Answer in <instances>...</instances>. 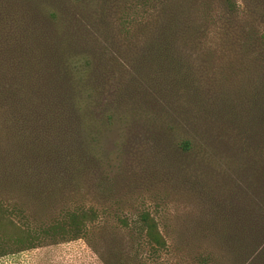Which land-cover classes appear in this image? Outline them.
<instances>
[{
    "label": "rangeland",
    "instance_id": "374dc122",
    "mask_svg": "<svg viewBox=\"0 0 264 264\" xmlns=\"http://www.w3.org/2000/svg\"><path fill=\"white\" fill-rule=\"evenodd\" d=\"M174 1L0 0V264H249L264 253V45L251 34L264 32V0H237L234 14L190 0L164 53L147 50ZM65 10L75 39L57 44L61 66L25 37L40 22L27 15ZM55 65L69 69L61 84H19ZM80 78L82 127L66 94ZM72 210L86 211L85 235L39 237ZM142 214L166 241L153 255Z\"/></svg>",
    "mask_w": 264,
    "mask_h": 264
},
{
    "label": "trees",
    "instance_id": "16d2710c",
    "mask_svg": "<svg viewBox=\"0 0 264 264\" xmlns=\"http://www.w3.org/2000/svg\"><path fill=\"white\" fill-rule=\"evenodd\" d=\"M49 1L50 3H53L56 0H49ZM62 1L63 0H60L61 5H62ZM84 1L85 0H82L81 3L83 4ZM158 1L162 2L164 0H158ZM189 3L190 0H176L172 3H168V5L164 8V11H166L168 15L166 19L163 17L164 21L160 23L152 39L153 44L150 45L147 48V50L150 51L154 50V53L157 54L164 53L165 48L166 47L168 48V45L171 42V37H172L171 35H173L174 26L175 25L177 26V24L180 23L181 17L184 14H188L187 9L188 7H190ZM224 6L228 12L233 14L237 13L239 10H242L237 0H224ZM251 12H252L251 9H249L248 7L246 14H250ZM68 16L69 15L67 14V10H65V12H62V17L61 14L57 15L56 11H49L47 14H45L43 11L42 12L39 11L38 13L27 15V19L29 20V23L31 22V20H33L31 17L33 18L36 17L40 21V22L37 21V23L35 21H32L35 24L33 27H29L28 29V35H26L25 37L27 44H29L30 47H37L38 49H43L42 51L48 52L47 55H51L52 51L55 53H59L57 59L61 62V66L63 65L64 62L62 57L63 55L66 54L67 51H63L61 53L62 50L61 46L57 44H60L61 42L66 40L68 44L73 45V39L70 40V36L73 37V34H72V27L68 24V18H67ZM60 20L61 22H59ZM251 34L258 41V43H260L261 41V43L264 45V32L257 35L255 34V32H251ZM30 47H26L28 49V53L30 54L32 59L33 58L35 59L36 55H40L39 51L41 50L38 51ZM81 50H82L81 53H84L83 46H81ZM85 64L86 65L90 64V56L88 54L87 57L85 58ZM55 66H56V70L52 68L50 74H46V72L44 71L42 76L39 77L37 81L35 79V76L32 75V73L34 74V72L25 74L23 75L24 79L19 84L22 87H26L27 84H30L31 86H35L37 84L40 85L39 82L41 83L43 82L47 85L49 84L51 87L57 84H61V79L64 80L65 78H67L69 74V69L68 71H66L67 70L66 69L65 70L66 73L61 75L58 73V69L61 67L57 65ZM82 83H83V78H80L79 80L71 79L69 80L67 85L68 86L67 89L69 90L68 92H66V94L69 97L73 98L76 102H77L76 98L81 97L82 96L81 93L84 92V89L86 90V86L83 87ZM9 105L13 108V102H10ZM11 107L9 108L11 109ZM87 117H88V113H86L83 106L80 105V102H77V108H75L72 111L71 120L73 122L75 121L78 122V126L82 127V124H84ZM69 118L70 116L65 117L64 120H68ZM62 125L63 124H61V126ZM182 145L184 149L186 150L190 149V143L188 140L183 141ZM87 219H88V215L86 211H78V210L69 211L65 214V216L62 219L57 220L55 223L51 224V226H46L42 228L43 231L42 230L40 231L41 234H39L40 235L39 237L41 236L42 238L47 237V239L48 240L50 239L51 241H60V240L64 241V240H70V239L82 237V235H85V233L87 232V223H86ZM139 229L144 233L145 243L149 247L150 253H152V255L166 246V241L162 237V235L158 232L156 228V223L147 214H142ZM237 235L240 236L242 234L238 233ZM248 236H250V240L249 237H247L246 245L243 248H247L251 246L252 242L256 240V238L253 235H248ZM39 237L38 240L41 239ZM236 241H237V237H236ZM249 264H264V253L259 252L256 255V257L252 260V262Z\"/></svg>",
    "mask_w": 264,
    "mask_h": 264
}]
</instances>
